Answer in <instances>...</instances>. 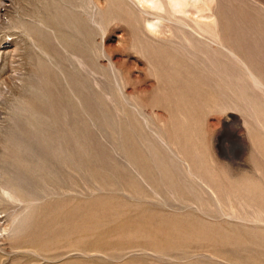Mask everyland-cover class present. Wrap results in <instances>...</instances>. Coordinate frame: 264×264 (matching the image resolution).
Returning <instances> with one entry per match:
<instances>
[{
    "label": "rangeland",
    "instance_id": "374dc122",
    "mask_svg": "<svg viewBox=\"0 0 264 264\" xmlns=\"http://www.w3.org/2000/svg\"><path fill=\"white\" fill-rule=\"evenodd\" d=\"M189 2L0 0V264H264V0Z\"/></svg>",
    "mask_w": 264,
    "mask_h": 264
},
{
    "label": "bare ground",
    "instance_id": "6f19581e",
    "mask_svg": "<svg viewBox=\"0 0 264 264\" xmlns=\"http://www.w3.org/2000/svg\"><path fill=\"white\" fill-rule=\"evenodd\" d=\"M138 1H139L140 5L147 6V7L151 8V9H162L163 7H167L168 8V11L171 12V10H172V12L174 14H176L175 12H183L184 9H185V7L187 5H190L191 4L189 2V0H138ZM47 9H48V7H47ZM49 11L48 10L45 11V14L48 16V19H49L50 24H52L51 27H52L53 31L50 28H43L42 27V29H39L40 27L37 28L38 26L36 27V25H34V27H36V29H33L34 27L33 28L26 27L25 30L27 29L28 34H29V32L30 33L33 32L31 34H33L34 36H36V38L38 40L39 39L40 40H43V41L44 40L45 41L50 40L55 47H57V48L60 49L61 44L59 42L60 39H59V36L58 35H59V33L61 31H65L66 30L65 29V26H64V24H63V22L61 21V18H60L62 15L60 16L58 12L57 13H53V12H49ZM40 21H41V19H40ZM148 24H149L150 27H155L156 26V24L153 23V22H150Z\"/></svg>",
    "mask_w": 264,
    "mask_h": 264
}]
</instances>
